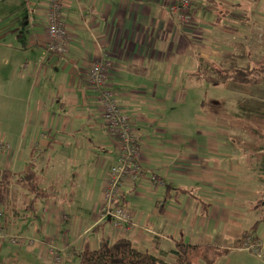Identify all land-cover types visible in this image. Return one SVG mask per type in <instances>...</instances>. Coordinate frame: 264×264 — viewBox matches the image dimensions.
Here are the masks:
<instances>
[{"label": "crops", "instance_id": "0c3cea01", "mask_svg": "<svg viewBox=\"0 0 264 264\" xmlns=\"http://www.w3.org/2000/svg\"><path fill=\"white\" fill-rule=\"evenodd\" d=\"M47 7L48 0H0V169L14 175L0 227L36 241L28 248L0 240L1 264H54L45 243L56 245L61 264H78L83 245L95 250L105 237H127L169 263L179 242L212 245L227 251L216 264H233L223 259L247 253L239 243L252 228L261 255L242 264H264V175L240 161L218 120L201 110L209 98L193 75L199 58L220 60L260 25L264 34V0H192L186 24L167 0L66 2L70 42L61 56L46 55ZM220 9L233 20L247 11L251 26L222 28ZM95 61L107 64V86L141 138L143 174L123 182L118 199L131 217L124 232L102 218L118 146L88 81ZM180 100L193 101L191 132L176 116ZM28 170L46 192L33 208L32 193L15 182ZM153 177L162 184L153 186Z\"/></svg>", "mask_w": 264, "mask_h": 264}, {"label": "trees", "instance_id": "16d2710c", "mask_svg": "<svg viewBox=\"0 0 264 264\" xmlns=\"http://www.w3.org/2000/svg\"><path fill=\"white\" fill-rule=\"evenodd\" d=\"M212 4L220 5L216 1H213ZM236 5L239 6L240 3ZM241 15L242 17H236L233 20L232 18L235 16L233 13L226 9H220L216 21L228 31L242 33L243 25L247 29L251 26V18L247 11H243ZM232 47V51L222 52L220 60L199 58L198 69L193 74L195 78L204 83L224 88H229L231 85L248 89L262 87L264 85V55L254 57L252 55L253 46L249 42L238 41L233 43ZM245 60H247L246 64L243 65ZM255 104L239 103V112H234L229 111L223 101L209 98L202 101L200 107L204 113L214 116L219 122L227 123L230 127L235 126L250 136L249 152L256 153L255 149L257 148L258 154L263 153V162H260L259 165H261L260 170L264 175V104L260 102ZM259 143L262 144L261 147L258 145ZM13 179L14 175L10 170L0 169V206H8L10 203V188L14 182ZM15 182L21 183L32 193V201L29 204L31 208L34 207L38 199L44 198L46 195V192L40 188L38 176L33 170H28L24 176L17 175ZM254 231L252 228L251 231L243 233L239 243L241 247L244 239L252 235ZM226 252L225 249H219L212 245L179 242L174 250L175 261L169 263L149 250L136 249L127 237L116 241L105 237L101 239L99 247L95 250H92L88 245H83L79 253L78 264H216ZM1 262L0 260V264Z\"/></svg>", "mask_w": 264, "mask_h": 264}, {"label": "built area", "instance_id": "2783aa9c", "mask_svg": "<svg viewBox=\"0 0 264 264\" xmlns=\"http://www.w3.org/2000/svg\"><path fill=\"white\" fill-rule=\"evenodd\" d=\"M80 6L82 0H48L47 21L48 41L46 55H66L69 50L70 32L66 28L62 11L65 3ZM168 6L175 13L181 24L189 22V12L192 0H167ZM107 64L102 61L93 62L88 81L97 94L101 109V118L108 134L117 142V162L112 165L107 174L102 193V218H110L112 227L118 232L126 231L131 223L129 211L119 204L121 186L125 181H134L142 176L140 166L141 138L134 130L131 118L122 107L114 92L107 86ZM153 186L162 184L157 177L152 179ZM3 211L0 208V216ZM9 239L15 245L34 247L35 239L23 236L5 235L0 227V240ZM262 242L255 241L252 236L244 239L242 248L254 255H261ZM46 245L47 255L54 264L62 263V256L57 253L54 243Z\"/></svg>", "mask_w": 264, "mask_h": 264}, {"label": "rangeland", "instance_id": "374dc122", "mask_svg": "<svg viewBox=\"0 0 264 264\" xmlns=\"http://www.w3.org/2000/svg\"><path fill=\"white\" fill-rule=\"evenodd\" d=\"M254 24L255 23L253 22V25ZM260 27L261 25L257 28L258 29L257 31L254 30V32H252L254 28L250 31L251 34L249 35L250 37L249 40L248 38L246 39L244 37L243 38L240 37V40H239L243 43L249 42L250 45L253 46L252 55L254 57H259L262 54L264 55V34L259 30ZM244 28L246 27L243 25V29ZM231 45L232 44L230 43V46ZM246 61L247 60L243 61V65L246 64ZM201 85H203L204 87V93L207 96V98H215V99L223 101L226 107H228L229 111L239 112L238 110L239 103L256 105L255 103L260 102L261 104H264V85L257 89L256 88L248 89L245 87L234 86V85H231L229 88H226V87L224 88L221 86H213V85L205 84V83ZM185 102L186 101H182V100L176 102V103H183L182 105H179L178 107H176V116L180 115L182 118H184V121H185L184 129L191 132L193 130L191 127L193 125V121L190 119V117L193 113V107H192L193 101H190L189 103L184 104ZM199 116H202V115H199ZM216 123L217 121H215L214 124ZM218 123H219V128L225 132L224 134H222V136L228 138L229 143L233 147L234 151L235 152L237 151L236 153L241 159L240 161L244 163L245 165H247V167H251L252 171H254L256 174V170L254 169L257 168L258 170H260L261 165H259V163L263 162V153L260 152L258 154L257 148L255 149L256 153L249 152L250 148H249L248 142H251V138L246 132L238 130L235 126L230 127V125H228L227 123H221L219 121ZM258 145L261 147L262 144L259 143ZM235 158H237L236 155H235ZM252 165L254 167H252ZM231 171L232 169L228 168V172L231 173ZM246 171H249V169H246ZM255 174H254V177H255ZM256 176L258 177L257 174ZM241 181L244 182L243 180L240 179L239 182ZM249 254L252 255V253L247 251V253L241 254L238 259H236L234 256L229 255V257H226L223 259V263L231 262L233 264H240V263L242 264V260H245L247 262L249 261L256 262L257 260L254 257L250 256ZM236 260H238V262H236Z\"/></svg>", "mask_w": 264, "mask_h": 264}, {"label": "water", "instance_id": "95a60500", "mask_svg": "<svg viewBox=\"0 0 264 264\" xmlns=\"http://www.w3.org/2000/svg\"><path fill=\"white\" fill-rule=\"evenodd\" d=\"M110 220V218H108Z\"/></svg>", "mask_w": 264, "mask_h": 264}]
</instances>
